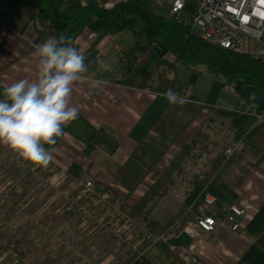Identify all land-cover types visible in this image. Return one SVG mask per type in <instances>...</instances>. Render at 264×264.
<instances>
[{"label":"crops","instance_id":"crops-1","mask_svg":"<svg viewBox=\"0 0 264 264\" xmlns=\"http://www.w3.org/2000/svg\"><path fill=\"white\" fill-rule=\"evenodd\" d=\"M124 1L127 0H63L61 10L71 5L107 9ZM25 3L26 0H0V27L10 31L0 43V98L12 83L37 79L34 46L52 37L47 34V22ZM145 3L161 17L164 16L158 9L169 13L165 0ZM137 29L135 26L133 31L100 36L80 28L61 35L84 55L88 67L85 79L73 83L70 95V106L79 109L78 118L64 126L65 135L58 137L54 145L46 146L52 156L47 165H7L10 151L0 148V239L17 244L25 259L22 264H80L74 263L69 252L47 244L44 233L29 221L41 210V224L60 226L62 236L80 251L86 250L95 264H125L129 254L116 248L100 226L91 220H78L77 210H67L61 194L73 192L68 191L73 179L83 175L93 179L97 186L107 188L120 199L131 217L140 220L145 215L163 225L175 217L196 178L201 180L216 167L208 182L214 189L222 187L228 193L217 198L218 204L234 202L247 208L240 230L233 232L221 221L215 232L201 242L184 233L169 237L147 249L143 261L264 264V124H257L255 119L245 130L241 152L225 156L224 150L234 143L230 120L214 116L205 107L236 111L241 100L233 89H223L233 85H224L219 78L199 70L202 66L189 69L175 62L169 52L159 56L146 45L140 32L142 26ZM161 79L170 85L159 86ZM92 80L104 84L93 87ZM169 90L186 102L170 104L165 95ZM98 132L114 142L112 154L103 146L86 153V146ZM182 152L185 159L180 171L175 167L165 190L144 203L151 188ZM118 169L139 180L132 192L114 178ZM164 213L166 218L158 219ZM192 219L191 212L184 221ZM192 258L197 263H192ZM0 264L14 263L6 254L0 257Z\"/></svg>","mask_w":264,"mask_h":264},{"label":"built area","instance_id":"built-area-1","mask_svg":"<svg viewBox=\"0 0 264 264\" xmlns=\"http://www.w3.org/2000/svg\"><path fill=\"white\" fill-rule=\"evenodd\" d=\"M170 16L179 23L190 25L199 31V37L211 46L245 55L264 65V0H165ZM10 35L8 28L1 25L0 43ZM35 48V47H34ZM100 84L104 82L100 81ZM225 91L232 87L224 86ZM240 101V111L243 107ZM257 124H264V114L249 111ZM244 135L224 150L225 156L240 153ZM10 159V156H9ZM69 192H63L67 210H77L81 221L91 220L109 235L116 248L124 249L134 256L138 263L143 262L145 251L169 237L186 234L196 242L215 232L216 226L225 221L233 232L240 230L247 217V208L239 203L218 204L217 198L206 191V187L196 200L159 235L152 234L140 220L131 217L123 208L120 199L107 188L97 186L86 176L73 179ZM81 204V205H79ZM79 205V206H77ZM77 206V208H76ZM92 210V211H91ZM95 211V212H93ZM192 221H184L189 213ZM41 210L29 217V221L43 232L51 246L64 249L73 257L74 263L95 264L89 259L86 250L74 247L65 239L58 228L43 226L40 222ZM10 255L14 264L25 263L24 256L14 243L0 239V257ZM197 263L195 258L190 259Z\"/></svg>","mask_w":264,"mask_h":264},{"label":"trees","instance_id":"trees-1","mask_svg":"<svg viewBox=\"0 0 264 264\" xmlns=\"http://www.w3.org/2000/svg\"><path fill=\"white\" fill-rule=\"evenodd\" d=\"M62 2L63 0H26L25 4L33 10H37L40 17L47 22V34L56 38L68 30L80 28H87L93 34L100 36L126 30L133 31L135 20H139L142 23L140 32L147 46L153 47L157 42H160L173 56L175 62H180L189 69L202 66L210 76L219 78L224 85L232 84L233 92L244 103L240 111L212 106L205 108L209 109L214 116L230 120L231 128L234 130V142L241 139L246 128L254 123L255 117L249 114L251 109H254L256 114L264 113V100L258 102L256 99L257 94L264 90V65L259 61L211 46L196 35L190 25L179 23L171 16L164 18L155 14L147 6L145 0L117 2L107 9H99L93 5H71L66 11L61 10ZM161 84L166 87L170 85L165 79H161L159 86ZM96 146H103L109 154H112L116 148L114 142L103 132L93 135L85 148L86 153L89 154ZM185 150L189 151L188 147ZM183 155V152L178 154L170 163L168 169L151 188L150 196L145 198L144 203L152 201L154 196L157 197L160 192L165 190L166 185L169 184L168 177L176 170L175 167H177V172L180 171V165L185 159ZM221 161L223 162L224 159L222 158ZM212 170L213 172L208 176L207 174L202 175L201 180L196 178L190 190L186 192L179 211L171 220L163 225H158L142 215L140 221L146 222L147 228L152 234L159 235L178 216L183 214L204 187L218 199L227 196L228 193L222 187L214 189L208 182L215 173L216 167ZM119 173H122L121 169L115 172L114 178L120 185H126L128 192H132L139 180L124 172L121 175ZM130 216L132 215L130 214ZM125 264L147 263L144 261L138 263L134 256H130Z\"/></svg>","mask_w":264,"mask_h":264},{"label":"clouds","instance_id":"clouds-1","mask_svg":"<svg viewBox=\"0 0 264 264\" xmlns=\"http://www.w3.org/2000/svg\"><path fill=\"white\" fill-rule=\"evenodd\" d=\"M38 63L36 80L21 79L7 86L0 98V146H5L33 167L47 165L52 156L46 146L65 135L64 126L78 118L79 109L70 106L74 82L85 79V57L70 41L50 37L34 46ZM93 87L100 82L92 80ZM170 104L186 101L169 90Z\"/></svg>","mask_w":264,"mask_h":264},{"label":"rangeland","instance_id":"rangeland-1","mask_svg":"<svg viewBox=\"0 0 264 264\" xmlns=\"http://www.w3.org/2000/svg\"><path fill=\"white\" fill-rule=\"evenodd\" d=\"M168 11H169V10H168ZM158 12H159L162 16H164V18L170 17V13H168L166 10L158 9ZM135 26H136V31H138L137 28H139V27L142 26L141 21H139V20H135ZM193 31H194V33H195L196 35H199V31H198L197 29H193ZM199 70H201V71H205V70H203L202 67H199ZM256 99H257V100H260V101L264 100V90L260 91V92L257 94ZM1 147L6 148L5 146H0V148H1ZM9 154H10V155H9V156H10V159H9V161H8V159L6 158V160H5V164L10 165V166H12V165L15 166V165L19 164V165H21L22 167L28 165L27 162H24V161H22L21 159H19V157H18L17 155H15L14 153L9 152ZM0 162L2 163L3 161H0ZM11 163H12V165H11ZM74 210H76V209H74ZM167 211H168V209H167ZM168 214H171V213H168ZM166 216H167V215L164 213L163 217H160V218H158V219L163 220V219L166 218ZM180 216H182V215H180ZM78 220H79V218H78ZM79 224H80V222H79ZM25 227L27 228V226H25ZM51 228H58V229H60V226H57V227H51ZM60 232H61V229H60ZM61 235H62V234H61ZM1 240H2V239H1ZM2 241H4V240H2ZM46 241H47V244H50V243L48 242V240H46ZM4 242H8V241H4ZM8 243H14V242H8ZM14 244H15V243H14ZM16 245H17V244H16ZM76 248H77V247H76ZM78 249H80V248H78Z\"/></svg>","mask_w":264,"mask_h":264},{"label":"water","instance_id":"water-1","mask_svg":"<svg viewBox=\"0 0 264 264\" xmlns=\"http://www.w3.org/2000/svg\"><path fill=\"white\" fill-rule=\"evenodd\" d=\"M153 51L157 53L159 56H163L167 50L163 47V45L160 42H157L153 47Z\"/></svg>","mask_w":264,"mask_h":264}]
</instances>
